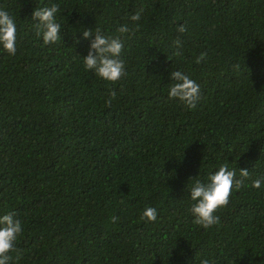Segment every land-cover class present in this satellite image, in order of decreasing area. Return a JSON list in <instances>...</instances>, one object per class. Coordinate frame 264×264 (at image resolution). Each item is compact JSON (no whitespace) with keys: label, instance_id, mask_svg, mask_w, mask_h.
<instances>
[{"label":"trees","instance_id":"16d2710c","mask_svg":"<svg viewBox=\"0 0 264 264\" xmlns=\"http://www.w3.org/2000/svg\"><path fill=\"white\" fill-rule=\"evenodd\" d=\"M53 4L61 40L43 45L32 12ZM0 8L17 26L15 55L0 49V216L16 213L24 229L9 264H264V183L252 187L264 179V0ZM124 24L127 75L111 84L84 70L94 37L83 31L116 36ZM177 70L200 86L194 109L168 98ZM225 163L249 176L206 230L189 190ZM146 207L154 222L140 219Z\"/></svg>","mask_w":264,"mask_h":264},{"label":"clouds","instance_id":"9594fccd","mask_svg":"<svg viewBox=\"0 0 264 264\" xmlns=\"http://www.w3.org/2000/svg\"><path fill=\"white\" fill-rule=\"evenodd\" d=\"M58 11L59 5L53 4L50 7H36L32 12V21L36 22L34 25L36 36L42 39L43 45H51L61 40V25L56 21ZM143 11L144 9L141 8L129 19L138 22ZM130 30L127 24L117 29L119 35L116 36H106L99 28L95 29V34L92 30H84L83 39L94 37L91 39L87 56L83 58L84 70L92 71L99 79L111 84L125 77L127 73L124 70V62L119 58L124 47L121 36ZM185 31L186 28L182 25L177 28L178 33L182 34ZM16 33L17 26L14 19L7 11L0 8V49L10 56L16 53ZM172 46L176 49L172 54L181 56V40L176 38ZM205 57L206 54L201 53L195 63L199 64L205 60ZM167 58L170 60L169 57ZM170 79L172 83L168 88V98L178 100L188 109H194L200 99V86L181 70L171 72ZM116 95L114 90L109 91L105 106H110ZM248 176L249 171L242 169L237 178L236 170H229L228 164L225 163L218 171L208 176L206 183L194 179L189 190L190 200L193 202L189 210L194 218L192 223L206 230L218 225L219 216L216 212L228 205L233 187L239 190ZM262 183L264 179H257L253 181L252 187L259 189ZM156 218L157 209L154 207H146L140 216V219L146 222H154ZM117 219L115 216L110 217V222L115 223ZM23 230L22 222L16 218V213L8 212L0 216V264H9L12 259L10 253L17 251L16 242ZM200 264H215V262L202 259Z\"/></svg>","mask_w":264,"mask_h":264}]
</instances>
